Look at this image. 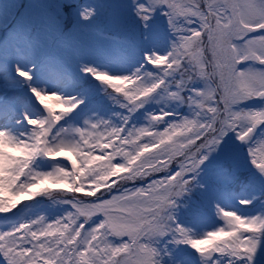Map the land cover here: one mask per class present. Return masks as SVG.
Returning a JSON list of instances; mask_svg holds the SVG:
<instances>
[{"label": "snow or ice", "instance_id": "6c2138e0", "mask_svg": "<svg viewBox=\"0 0 264 264\" xmlns=\"http://www.w3.org/2000/svg\"><path fill=\"white\" fill-rule=\"evenodd\" d=\"M0 264H264V0H0Z\"/></svg>", "mask_w": 264, "mask_h": 264}]
</instances>
